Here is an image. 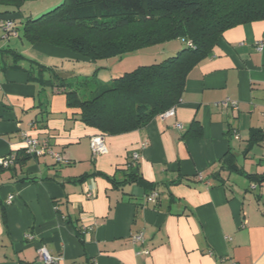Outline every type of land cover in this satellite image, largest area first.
<instances>
[{
	"label": "crops",
	"instance_id": "obj_1",
	"mask_svg": "<svg viewBox=\"0 0 264 264\" xmlns=\"http://www.w3.org/2000/svg\"><path fill=\"white\" fill-rule=\"evenodd\" d=\"M22 7L4 13L10 7L0 3V24L15 18L16 25L27 16ZM263 36L264 20L225 30L189 71L174 115L106 135L107 153L92 157L96 130L75 117L63 93L29 76L37 63L63 76L76 73L74 64L94 63L66 48L31 44L1 25L0 158H13L0 166V264H45L40 247L56 259L51 264H264V179L246 176L264 174V47L255 46ZM254 130L263 135L257 143ZM23 131L47 138L62 160L44 153L16 162ZM253 145L262 146L258 161L248 156ZM229 149L242 172L220 169ZM133 152L137 173L154 185L155 203L146 202L143 186L106 177L124 180ZM84 173L96 175L68 180ZM33 175L35 181L21 180ZM137 233L141 240L132 238Z\"/></svg>",
	"mask_w": 264,
	"mask_h": 264
},
{
	"label": "trees",
	"instance_id": "obj_2",
	"mask_svg": "<svg viewBox=\"0 0 264 264\" xmlns=\"http://www.w3.org/2000/svg\"><path fill=\"white\" fill-rule=\"evenodd\" d=\"M30 1L36 0H0V3L10 7L4 13H15ZM52 4L53 7L38 16L20 18L17 26L15 18H9L13 31L16 29L31 44L48 43L66 48L82 61L94 64L100 59L119 57L174 39L184 42L175 55L111 77L108 84L95 80L96 66L91 74L76 72L63 76L57 67L37 63L35 75L30 74L29 78L63 93L66 106L78 110L75 117L94 128V135L103 137L141 128L175 106L189 71L212 53L225 30L264 20V0H56ZM193 125L197 129V122ZM262 138L259 130L252 132L253 143ZM32 156L24 150L15 161L25 163ZM129 167L131 173L120 182L106 177L115 185L139 184L147 190L146 195L154 191V185L139 176L138 163L132 158ZM223 168L242 172L230 149L222 158L220 169ZM92 175L96 173H84L68 180L83 182ZM217 175L219 170L214 172ZM246 176L264 179V174ZM37 178L33 175L21 180Z\"/></svg>",
	"mask_w": 264,
	"mask_h": 264
},
{
	"label": "rangeland",
	"instance_id": "obj_3",
	"mask_svg": "<svg viewBox=\"0 0 264 264\" xmlns=\"http://www.w3.org/2000/svg\"><path fill=\"white\" fill-rule=\"evenodd\" d=\"M52 1L56 2V0L30 1L22 7L23 14L27 16L31 15L32 17L38 16L39 14L53 7L54 4H52ZM13 40L14 39H12V41ZM183 45L184 42L182 40L174 39L171 41L150 45L142 49L126 53L119 57L116 56L100 59L94 65L91 64L90 66H83L84 64L77 63L78 65H72L71 71H73L74 73L79 71L82 74H91V71L96 66L97 69L94 73L95 80L103 82L104 84H108V81L111 77H117L124 72L132 71L139 65L157 63L159 61H162L166 57L175 55L178 51L177 49H181ZM239 144V142L234 141V145L236 146L235 149L237 152H239ZM261 147L262 146L260 145H253L251 149H249L250 152L248 156L252 160L254 157H256L255 160L258 161L259 157H263Z\"/></svg>",
	"mask_w": 264,
	"mask_h": 264
},
{
	"label": "built area",
	"instance_id": "obj_4",
	"mask_svg": "<svg viewBox=\"0 0 264 264\" xmlns=\"http://www.w3.org/2000/svg\"><path fill=\"white\" fill-rule=\"evenodd\" d=\"M1 25L4 28V30H6L8 33L13 31V22L11 20L6 19L2 21L0 26ZM255 46L257 50H261L264 47V36L258 41H256ZM227 102H230L233 107H236V102L234 100L226 99L222 103L226 104ZM172 115H174V106L159 114V116H161L162 118L172 116ZM263 118H264V112H263ZM175 126L179 129H182V125L179 122L175 123ZM21 135H22V139H23V143L25 147V152L27 154L40 155L44 153H49L57 161L62 160V157L60 156V154L51 150V148L48 145L47 138L32 137L26 131H23ZM145 145H146L145 142L142 143V147H144ZM90 149H91L92 157H96V156L107 153L108 149L105 143V138L102 135H93L90 138ZM12 158L13 157L11 156L0 158V166L8 167L10 162L12 161ZM131 158L135 163H138L137 161L139 159V153L133 152L131 154ZM12 197H13L12 195L8 196L5 200L6 203H10L12 201ZM156 198H157L156 191H152L150 194L146 195L145 197L146 202H151V203H155ZM132 238L134 240H141L142 234L141 233L134 234ZM37 253H38V259L45 264L55 263L56 261V259L53 258L44 247L38 248ZM144 253H148V250H144Z\"/></svg>",
	"mask_w": 264,
	"mask_h": 264
}]
</instances>
